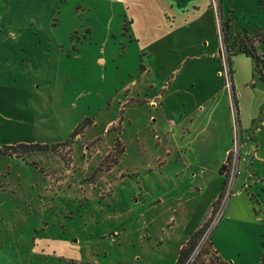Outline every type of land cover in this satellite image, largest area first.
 Listing matches in <instances>:
<instances>
[{
	"label": "rangeland",
	"instance_id": "obj_1",
	"mask_svg": "<svg viewBox=\"0 0 264 264\" xmlns=\"http://www.w3.org/2000/svg\"><path fill=\"white\" fill-rule=\"evenodd\" d=\"M193 1L6 0L2 7L0 0L2 31L16 32L25 15L48 16L52 27L45 30L53 29L58 41L40 58L35 53L25 61L11 38L9 44L0 39V123L9 120L38 143L32 150L17 147L20 156L0 157V264H175L194 220L203 215L204 198L190 181L191 169L220 166L226 140L213 139L211 130L232 138L236 124L232 158L240 145L232 76L227 81L223 73L216 99L199 95L210 88L215 67L222 70L224 33L218 31L219 13L205 27L208 13L197 12ZM199 1L201 7L210 3L215 17V0ZM253 2L224 0L233 27L240 30ZM198 15L202 30L190 22ZM259 37L264 40V32ZM259 51L264 54V42ZM257 72L264 79L262 63ZM163 94L165 105L156 106ZM181 105L194 123L193 150L185 152L176 150L177 138L168 131ZM213 113L220 127L206 124ZM258 127L254 145L264 144V123ZM4 130L0 144L19 137L12 127ZM230 169L232 161L225 178L230 193L201 245L213 232L224 259L258 264L264 182L254 188L256 210L225 213L236 187ZM255 170L264 177V164L256 163Z\"/></svg>",
	"mask_w": 264,
	"mask_h": 264
},
{
	"label": "crops",
	"instance_id": "obj_2",
	"mask_svg": "<svg viewBox=\"0 0 264 264\" xmlns=\"http://www.w3.org/2000/svg\"><path fill=\"white\" fill-rule=\"evenodd\" d=\"M4 2H6V0H1L2 7ZM191 3L192 6L195 9H197V12L202 13L201 11H203L202 9H204L208 13L207 14L208 18L205 17L204 26L205 27L211 26L210 24H212V21L216 20L217 18V16L215 15L216 12L214 13L215 17L211 16V4L205 3L201 7L200 6L201 1L199 0L193 1ZM217 3L220 8L219 9L220 24L222 22L228 23V36L230 37L229 44L233 42L234 39L233 37L238 36L237 34H239L240 32L245 33L246 36L254 39V44L256 45L257 52L260 55L264 56V54H262L259 51V45L263 43L264 40L263 42L258 41L259 32H264V0H254V2L252 3L253 10H250L248 13L246 12L244 14L245 19L240 24H238L240 30H238L237 26L233 27L232 14L229 13L227 15L224 14L223 11L224 0H217ZM1 11H0V30H1L0 39L4 42V44L7 43L9 44L8 40L9 38H11L13 40V44L19 48L18 50L24 53L23 58L25 61L28 60L27 58L35 59L36 58L34 56L35 53L38 54L40 58V55L47 52L48 50H51L52 47H55L57 45L58 41L56 37L54 38V30L53 29H49L48 31L45 30L46 24L49 26L51 25L52 27V24L50 22L51 20L50 17L25 15L18 20L19 25H18V30L16 32L9 31L8 29L7 32H4L2 31L1 28L2 27ZM7 17L8 14L6 18ZM202 17L203 15H198L196 17L197 21L195 18L193 19V21L192 19L190 20L191 23L193 22L196 25L200 23L197 26L199 30H202L204 27L202 26V23H204V21H201ZM52 21L54 22L55 18L54 19L52 18ZM239 56H243L245 59L249 60L250 62L244 61V58L242 57L241 59ZM230 69L232 72L231 84H233V91H235L233 95L236 98V111H237V119L240 130L239 131L240 145H239V155L237 156L236 159L237 174L234 177L236 183L235 193L231 198L229 197V201L226 206L225 213H230L233 216H239L240 211L247 212L248 210L251 211L252 209L256 210L253 201H251V199H255L256 197L254 188L256 187L257 184H259V182H264V177H260V176L256 177L255 174L256 163L264 164V144H262V142L260 143L259 140L258 142H256L257 145L251 144V140L255 139V137H257V134L262 132L261 128L258 127L259 123H264V88L261 87L264 86V80H262L263 77L255 69L254 59L249 56H246L242 52H238L233 56H231ZM214 71L215 72L214 75L212 76V79L211 77L207 79V86L210 87L207 93H204L203 91L199 93L201 98H204L203 99L204 101L206 100L209 101L208 100L209 98L213 99L214 97L216 99V96L214 95H218L219 92L223 91V82H222L223 76L220 74L221 69L218 68L217 66L215 67ZM257 74L260 77V80L258 81L256 79ZM201 76H203V74ZM40 79L42 80L44 78L41 77ZM201 80L205 81L206 79H201ZM152 86H154V84ZM0 94L4 95L2 89H0ZM259 96H261L262 99H260ZM166 100H167V94L166 95L163 94L159 99V102H157L158 104L156 103V106L159 107L164 106ZM216 102L218 101L216 100ZM182 105H185L184 102H182ZM182 105L180 106L181 109L178 110L177 113L175 112L174 113L175 115L174 114L172 115L170 119L168 131L172 134L173 137L177 138L176 150H180V152L182 151L185 152V151L193 150L192 147L193 138H190L189 134L192 132L191 129L193 128L194 123H192L190 119L188 120L185 118L187 115V111L182 110ZM202 105L203 102L198 104V106L196 107V110L198 112H203ZM19 111L22 112L21 109H19ZM0 112L3 111L0 109ZM22 117H23L22 115H18V117L16 118L20 119ZM210 119L212 120L209 121ZM206 120H207L206 124L208 125V127L219 126L220 121L217 120V118H215L214 113L208 116ZM9 122H10L9 120L3 119V122L0 123V131L4 132L5 131L4 129H8V127H12V129H14L15 133L18 134L19 137L17 138V140L4 141L3 144H0V146H16L19 144L22 145L38 144L36 141L32 140L31 137H26L25 129L21 130L22 131L21 132L14 125H11V123ZM18 124H22V123H18ZM233 124L234 123L232 122V125ZM19 129L21 128L19 127ZM233 129L234 127L232 126V130ZM207 131H209V129H207ZM211 131L212 132L209 134L210 137H212L213 139L217 137L221 142L225 140L226 141L222 145V152H221L222 157L220 162L218 163L220 166L217 170L216 169L210 170V167L212 168V166L210 165L200 166L195 169L192 168V166H194L192 163H190L189 165L190 168H192L191 177L193 178L190 181H192L193 186L195 185L199 186L197 188V191L200 192L201 194L199 195V197L204 198V200H202V202H200L199 204L201 208L200 213H203V215L197 218L196 220H194V223H196V227H194L191 230L190 235L194 233L196 230H198L200 226L211 215L213 209V203L219 198V195L221 194L224 188L225 178L228 177L229 175L228 170H229L230 162L228 161V154L233 149V144L235 139L234 131L232 138L231 135H229L228 133L226 136H223V134L221 135L220 133H218L217 129H215V131L214 130ZM186 141H188V144L186 143ZM117 164L118 161H115L114 166H116ZM106 171L110 172L111 169L109 170L107 169ZM184 172H189V170H186ZM186 174L187 175L184 178L187 180L189 173ZM259 208H261V206H259ZM204 214L205 215L207 214V216H205ZM193 219H195V217ZM211 236L213 239L212 241L213 245L217 250L216 242L214 241L213 238V232H211ZM217 251L220 252L219 250ZM260 256L261 255H259L257 259L258 264H259ZM225 258L226 259L224 258L223 259L230 262L231 264H241L240 258H231V257L228 258V256H225Z\"/></svg>",
	"mask_w": 264,
	"mask_h": 264
},
{
	"label": "trees",
	"instance_id": "obj_3",
	"mask_svg": "<svg viewBox=\"0 0 264 264\" xmlns=\"http://www.w3.org/2000/svg\"><path fill=\"white\" fill-rule=\"evenodd\" d=\"M222 31H223V43L225 45L227 54H228V63L230 66V58L234 54L238 52L244 53L246 56H249L254 59L255 61V69L258 70L259 64L262 63L264 65V57L257 52L256 45L254 44V39L250 38L246 35L238 38L237 36L233 37V51L229 48V40L230 37L228 36V23H221ZM257 37V36H256ZM258 41L263 42V39L258 36ZM263 77L262 73H260ZM232 75V72H231ZM262 80H264L262 78ZM29 146L30 150L34 149L35 145H16V146H4L0 148V157H10L12 155L20 156V153L16 150L17 147H27ZM38 148V146H37ZM231 157L228 155V161L230 162ZM226 182L224 184V188L219 195V198L213 203L212 215L210 218L203 223L198 230L192 233L186 242L182 245L180 252L178 254L177 260L175 264H231L230 262L223 259V257L218 253V251L214 248L212 242V236L209 235L208 240L201 245V241L203 240L204 236L206 235L207 231L211 228L214 223V218L217 214V211L221 210L220 205L225 198L226 194ZM256 212V211H255ZM213 222V223H212ZM262 248L263 252L260 256L259 264H264V231L262 234ZM199 250V251H198ZM211 257L208 258L206 261V256L210 255Z\"/></svg>",
	"mask_w": 264,
	"mask_h": 264
},
{
	"label": "built area",
	"instance_id": "obj_4",
	"mask_svg": "<svg viewBox=\"0 0 264 264\" xmlns=\"http://www.w3.org/2000/svg\"><path fill=\"white\" fill-rule=\"evenodd\" d=\"M216 1L217 0L214 1V11L216 12V15L218 16L219 10L217 9V3H216ZM221 32H222V26L220 25V27H219V34H221ZM223 45H224L223 44V41H221V46H220L221 49L219 50V53H224V56L221 57V59L223 61V66H222V70H221L220 74L223 75V73H226L227 81H229V79L231 78V69H230V66H229V63H228V57L229 56L227 54L226 48H224ZM228 75H229V77H228ZM230 83H231V79H230ZM231 96H232V99H233L234 95L231 94ZM233 112H234V110H233ZM233 120H234V122L236 121L238 123L236 109H235V112L233 114ZM234 134H235V142H236L238 140L236 124L234 126ZM238 134H239V132H238ZM232 154H234V152H232V150H231L228 155H230V157H231L230 162L231 161L233 162V166H234V169H235V170L234 169H230V177H231V179L234 178L235 175L237 174V170H236V159H237V155L235 156V158H232ZM228 191L229 190L226 191V194H225V198L224 199H226L227 196H228V194L230 193V191L229 192ZM219 212H220V210L218 211V213Z\"/></svg>",
	"mask_w": 264,
	"mask_h": 264
}]
</instances>
